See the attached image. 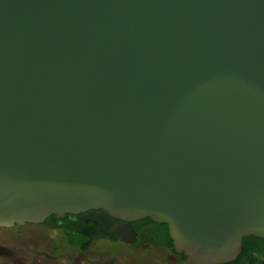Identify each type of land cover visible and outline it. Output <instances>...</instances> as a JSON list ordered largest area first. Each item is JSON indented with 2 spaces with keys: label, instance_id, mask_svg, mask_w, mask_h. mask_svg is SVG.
<instances>
[{
  "label": "water",
  "instance_id": "1",
  "mask_svg": "<svg viewBox=\"0 0 264 264\" xmlns=\"http://www.w3.org/2000/svg\"><path fill=\"white\" fill-rule=\"evenodd\" d=\"M93 210L185 264L264 239V0H0V226Z\"/></svg>",
  "mask_w": 264,
  "mask_h": 264
},
{
  "label": "rangeland",
  "instance_id": "2",
  "mask_svg": "<svg viewBox=\"0 0 264 264\" xmlns=\"http://www.w3.org/2000/svg\"><path fill=\"white\" fill-rule=\"evenodd\" d=\"M134 243L94 238L81 251L68 244L63 227L48 223L0 226V264H185L164 247Z\"/></svg>",
  "mask_w": 264,
  "mask_h": 264
},
{
  "label": "trees",
  "instance_id": "3",
  "mask_svg": "<svg viewBox=\"0 0 264 264\" xmlns=\"http://www.w3.org/2000/svg\"><path fill=\"white\" fill-rule=\"evenodd\" d=\"M91 213H101L105 215L107 218L112 220L106 213L103 211H90ZM64 219H59L55 215L50 216L46 219L45 224H50L54 228L63 227L66 239L69 245L77 247L79 250L84 251L88 249L94 238H110L117 239L119 238L114 233H109V235H105L102 233V227L99 224L93 223V221H89L88 223L82 222L79 225H75L69 223ZM134 229H137L138 239L144 243H150L151 245L156 246H164L173 253L174 247L172 241L169 237L168 230L166 224H158L152 221L150 218L142 219L132 223ZM143 230H149L154 233L150 239H145V236H140ZM264 239L258 238L255 236H248L243 238L242 241V249L237 257L229 263L226 264H256L259 261L261 254L264 249ZM180 257L183 261H185V256L180 254Z\"/></svg>",
  "mask_w": 264,
  "mask_h": 264
},
{
  "label": "flooded vegetation",
  "instance_id": "4",
  "mask_svg": "<svg viewBox=\"0 0 264 264\" xmlns=\"http://www.w3.org/2000/svg\"><path fill=\"white\" fill-rule=\"evenodd\" d=\"M93 211L97 212L99 210H93ZM95 214H97V216ZM65 217H67L66 220L69 223H72V224H75V225H79L82 222L88 223L89 221H93V223L99 224L102 227V229H104V230H102V233L105 234V235H109V233H111L110 232V228L115 223V220L112 219V218H111L112 220H110L109 218H107L105 215H103L101 213H91L90 211L85 212V213H80V214H77V215H65L64 217H61L59 219H64ZM45 221L43 222L44 224H45ZM135 230H136V241H135V243H139L138 242L139 241V239H138V232L139 231L137 229H135ZM153 235H154V233H152L151 231L143 230L141 232L140 236H145V238L150 239V237L153 236ZM145 244H150V243H145ZM159 247H164V246H159ZM164 248L167 249V247H164ZM177 255L180 257V254H177ZM256 264H264V249H263V253L261 254V256L259 258V261Z\"/></svg>",
  "mask_w": 264,
  "mask_h": 264
}]
</instances>
